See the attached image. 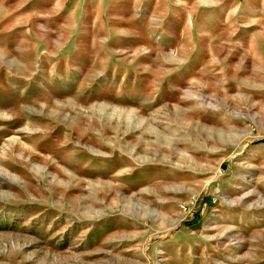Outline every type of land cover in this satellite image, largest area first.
I'll list each match as a JSON object with an SVG mask.
<instances>
[{
    "label": "rangeland",
    "instance_id": "rangeland-1",
    "mask_svg": "<svg viewBox=\"0 0 264 264\" xmlns=\"http://www.w3.org/2000/svg\"><path fill=\"white\" fill-rule=\"evenodd\" d=\"M0 264H264V0H0Z\"/></svg>",
    "mask_w": 264,
    "mask_h": 264
}]
</instances>
